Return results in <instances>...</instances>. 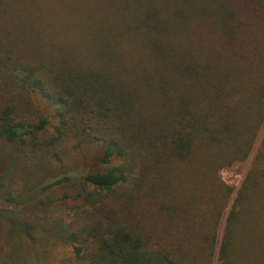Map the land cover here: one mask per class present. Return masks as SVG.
I'll return each instance as SVG.
<instances>
[{
	"label": "trees",
	"instance_id": "16d2710c",
	"mask_svg": "<svg viewBox=\"0 0 264 264\" xmlns=\"http://www.w3.org/2000/svg\"><path fill=\"white\" fill-rule=\"evenodd\" d=\"M35 94L52 114L27 118ZM263 124L264 0H0V173L36 191L39 229L79 262L212 264L220 241L218 264H264L261 149L221 239L183 231ZM86 145L101 168L76 177L66 159ZM60 188L69 218L50 214ZM147 202L171 232L153 234Z\"/></svg>",
	"mask_w": 264,
	"mask_h": 264
},
{
	"label": "rangeland",
	"instance_id": "374dc122",
	"mask_svg": "<svg viewBox=\"0 0 264 264\" xmlns=\"http://www.w3.org/2000/svg\"><path fill=\"white\" fill-rule=\"evenodd\" d=\"M34 97L36 103L33 105L32 115L26 114L27 118L35 117V111L38 109L45 108V111L53 113V109L48 107L41 96L35 94ZM52 121L56 122V119L52 117ZM8 149L9 147L0 139V161L8 153ZM100 149L99 145H86L70 153L66 162L70 165L72 174L79 177L90 171L100 169L101 164L98 160ZM258 149L264 151V124L248 159L221 168L217 173L219 180L213 185H206L203 190L205 194L202 198L201 209L203 210L197 217L199 223L194 224L191 229L186 227V230H183L187 236H197L202 231H216L218 239H221L225 219L236 198V192L240 189L250 169L255 165V155ZM3 163L5 164L4 168L11 165L9 156L3 160ZM10 172L11 168L5 176L0 173V264H86L75 258L71 244L64 243L52 236H46L39 229V210L31 206V198L36 196V191L28 190L24 181L17 174L12 180L9 179ZM223 183L233 187L232 194L228 196V202L225 201L221 193ZM65 193H69L66 188H60L51 193L54 201L50 211L51 215L59 214L69 218L68 214L71 210L60 205L63 202L61 199ZM140 210L144 220L155 218L153 223L158 228L153 234L156 237L171 232L170 222L166 214L172 210L163 207L160 211L159 206L152 207V203L149 202L140 205ZM187 218L189 219V217ZM202 220L203 222H201ZM25 226H27V229H25ZM219 244L220 241L217 243V250L212 264H218Z\"/></svg>",
	"mask_w": 264,
	"mask_h": 264
},
{
	"label": "flooded vegetation",
	"instance_id": "af4514ba",
	"mask_svg": "<svg viewBox=\"0 0 264 264\" xmlns=\"http://www.w3.org/2000/svg\"><path fill=\"white\" fill-rule=\"evenodd\" d=\"M25 229H27V226H25Z\"/></svg>",
	"mask_w": 264,
	"mask_h": 264
}]
</instances>
